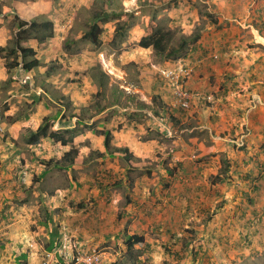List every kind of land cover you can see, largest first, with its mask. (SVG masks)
Wrapping results in <instances>:
<instances>
[{
  "label": "crops",
  "instance_id": "0c3cea01",
  "mask_svg": "<svg viewBox=\"0 0 264 264\" xmlns=\"http://www.w3.org/2000/svg\"><path fill=\"white\" fill-rule=\"evenodd\" d=\"M2 1L0 47L7 45L11 31L17 32L15 18L30 22L52 9L50 0ZM200 2L207 3L206 16L216 17L201 29L196 7L172 12L177 16L170 24L191 29L188 36L195 30L198 39L188 44L183 58L156 64L192 66L186 89L197 96L187 110L175 104L153 70L144 69L134 80L122 74L132 81L125 80V90L136 94L142 106H116L118 118L99 122L70 145L49 138L28 143L27 129L36 131L43 118L56 123L54 131L76 126L81 101L74 88L55 81L61 96L72 94L76 108L71 118L64 114L68 104L56 103L41 88L51 103L31 97L30 113L18 112L8 124L0 116V127L8 126V134L0 136V264H40L44 252H55L66 240L84 251H102L106 264H196L194 240L212 262L264 247L258 241L264 231V0ZM159 18L152 25H159ZM132 27L122 47L133 36L139 42L145 35L142 23ZM56 35L54 28L50 40L57 41ZM35 45L43 44L28 41L36 52ZM146 51L137 47L125 61L141 63L138 53ZM39 64L38 73L52 74ZM92 66L98 67L96 62ZM7 74L0 57V97L9 95L0 112L12 117L18 105L14 99L21 102L27 94L13 93V82H4ZM88 89L91 94L101 90L92 82ZM109 109L85 122L95 124ZM97 130L110 131L109 152ZM131 236L142 237L143 244L128 249ZM197 263L203 260L198 257ZM56 264L73 262L57 256Z\"/></svg>",
  "mask_w": 264,
  "mask_h": 264
},
{
  "label": "rangeland",
  "instance_id": "374dc122",
  "mask_svg": "<svg viewBox=\"0 0 264 264\" xmlns=\"http://www.w3.org/2000/svg\"><path fill=\"white\" fill-rule=\"evenodd\" d=\"M197 1L198 0H137L136 4L135 0H50L52 9L49 11L48 15H39L36 19H46L52 21L54 28L56 29V37L58 40H49L40 46L35 45L37 49L35 52V58H38L37 60L41 62L42 67L50 70L52 74L38 73V70H40L38 67L40 66L29 71L32 73V71L35 70L37 74H25L26 72L20 67V65L11 70L6 68L8 79L4 82L8 83L7 85L13 82L14 87H12V92L17 93V96H22L20 93H25L27 95H23L21 97V102H17V100H19L18 98L14 99V104L18 105L16 106L17 108L13 109L11 112L13 114L12 117L10 115L3 114V111H1V120L8 124L9 121L14 118L16 114H18V112L20 113L23 111L24 113H30V106L34 105V102L30 100L31 97H33L34 100L35 98L39 99L40 97L44 99L45 103H51L50 100H47V96L44 92L42 93L38 91L39 88L43 91L46 90L51 93L50 96L53 97V100L56 103H59L62 106L67 103L68 110L64 114L66 117L71 118L73 114L72 109L76 108L73 106V101L70 100L72 94L68 96H61L59 92L61 89H54L55 81L58 85L63 84L62 88L64 87V89L74 88V92L76 91L75 97L78 95V92L80 93L79 98L81 102L79 103L80 106L78 108L80 109V120L83 122H88V120H90L94 115V112L95 114H99V110L101 108H110L107 114L105 113V115L101 116L100 119L96 120L93 127L98 126L99 122H103L104 120H111L113 117L115 119L118 118L120 113H118L116 106L121 108L122 106L125 107L129 103L133 107H141L142 104H140V101L138 102L136 100V94L125 90L124 87L127 85V82L132 81L125 77L126 82L122 74L126 72V74L134 80L137 74H142V72L145 71L144 69L150 71L153 70L155 72L153 73L161 79V85L164 84L167 88H169L158 72L159 68L167 67H162L163 63H160V66H156L159 61L161 62V59L155 56L152 49H147V51L145 53L143 52L142 55L138 53V56H140L143 60L141 63L125 61L127 53L128 55H133L134 51L137 50V47H139L138 42L133 41V38L138 39V36H133L132 41L129 44L125 42V47H122L121 43L118 41L114 43L112 39L114 36L116 22L124 21L126 23H133L134 25L142 23V27L144 26V28H142L144 30V34L148 35L152 28L155 27L151 24L152 19H155L156 22V18L160 15L161 18H159V25L163 27V29L173 32L174 40L171 41V44L172 46H175V48H178L179 41H184V39H182L184 37L187 39V37H189L187 34L191 29L187 31L182 27L181 23L170 24V20L173 22V17L176 18L177 16L172 15V12H175V10L178 9L182 11L187 10L189 12V9H187L188 7H196L200 20V25L198 27H201V29L204 27L205 23H211L210 20L213 21L212 18L216 17L213 16L209 18L206 16L207 3L200 2L197 4ZM0 2L4 1L0 0ZM136 5H138V7H136ZM173 6L175 9L171 8ZM161 8L167 9L162 12V10H160ZM105 11L111 14H120L121 17L117 20L115 19L116 21H97V24L103 31L100 36V45L96 47L87 40H83L82 36L89 29V26L93 21V16ZM178 14L181 15V13ZM146 20H148L147 25ZM14 23L16 24V20H14ZM132 28L133 27L127 28L124 31V35L127 36V40L130 39ZM201 29L199 28L197 30L200 31ZM194 31L192 32V35H194ZM13 35V31H11V36L8 42L9 44L11 43ZM64 44H67L65 49ZM183 53V50L178 51L180 58L184 57ZM103 60L108 65L112 66L116 72L111 70V73H109L105 68L108 67V65L105 62H103V65ZM95 62L98 67H91V64ZM152 65H155L156 69H152ZM98 68H100L101 72L103 71L104 74L108 75L109 79L105 83L104 89L91 94L88 88L91 82H98V76L94 71H98ZM60 72L63 74H57ZM114 72L115 74H113ZM28 75H32L30 76V80L29 77H26ZM58 75H61V77L56 78ZM13 77L16 79H13ZM47 78L49 83L46 82ZM5 91L7 92L8 88H6ZM8 96V94H4L0 97V109L4 108V104L8 103V101H6V103L3 102V98H7ZM154 104H157L159 108L163 106V103L161 104L158 100H155ZM159 118H161V116H159ZM136 119L140 118L137 117ZM48 123L51 125L52 130L56 128V123L53 124L50 120H48ZM4 129H8V126ZM4 129L0 127V136L2 135L5 137L8 134V131ZM27 131L32 130L27 129ZM261 221L264 222V217ZM259 234L258 241L261 239L264 241V231L263 235L261 232ZM198 242L199 241L194 240V246L192 249V251L197 252L198 255H196L197 258L195 259L192 253V259L194 262L196 261V264H200L197 263L198 257H200L201 261L203 260V264H264L263 246L259 250L256 246L254 254H250L248 256L242 254H226L223 257L219 256L218 259H213L212 262L211 259L213 257H209L208 253H206L203 249L198 250ZM178 264H180V262Z\"/></svg>",
  "mask_w": 264,
  "mask_h": 264
},
{
  "label": "trees",
  "instance_id": "16d2710c",
  "mask_svg": "<svg viewBox=\"0 0 264 264\" xmlns=\"http://www.w3.org/2000/svg\"><path fill=\"white\" fill-rule=\"evenodd\" d=\"M120 14H111L109 12H101L93 16V21L89 26L87 32L82 36L83 40H87L94 46L100 45V36L102 34V28L97 24V21L107 22L110 20H117L120 18ZM209 17V15H208ZM17 32L14 33L11 43H7L6 46L0 47V57L5 59V67L8 70L14 69L20 65V67L25 71L29 72L32 69L39 66V61L35 58V51L33 48L28 46V41L34 40L38 44H44L54 37V25L53 22L46 19H34L30 22H26L15 18ZM115 20V21H116ZM155 19H152L154 22ZM133 23H126L124 21H117L114 30V36L112 41L116 43L122 42L124 39V31L127 28L132 27ZM174 34L171 31L163 29L160 25L152 28L151 32L148 35L141 37L138 42V46L144 49H152L155 56L161 59V62L167 60H177L180 58L178 55L179 50L185 51L188 44L194 43L198 39V35H190L189 37H184V41H179L178 48L172 46L171 41ZM67 44H64V49ZM96 74L98 76V82H95L100 89H104V85L107 82L108 75L103 74L100 71ZM155 98L152 99V102L155 103ZM144 106V105H143ZM101 108L99 111L103 110ZM94 126V123L91 125L85 124L81 120L76 121V126L72 129L54 131L51 129V125L48 123V119L44 118L40 126L36 131H28V143L35 144L40 139L49 138L54 142H58L63 146L70 145L73 142V137L84 132L85 130H91ZM98 134L102 135L104 138V147L106 152L110 150V141L111 133L109 130H100L97 131ZM116 150V149H115ZM76 154V152L74 153ZM69 156L73 155V150L68 154ZM143 238L140 236H131L126 240V245L128 249H132L135 245H142Z\"/></svg>",
  "mask_w": 264,
  "mask_h": 264
},
{
  "label": "built area",
  "instance_id": "2783aa9c",
  "mask_svg": "<svg viewBox=\"0 0 264 264\" xmlns=\"http://www.w3.org/2000/svg\"><path fill=\"white\" fill-rule=\"evenodd\" d=\"M158 72L171 90L175 104L187 110L193 97L197 95L186 89V82L192 73V66L180 61L167 68H159ZM210 99L207 97V100ZM57 256L61 259L70 257L73 264H106L102 251L92 248L89 251L78 249L75 242L63 241L54 251L44 252L40 264H56Z\"/></svg>",
  "mask_w": 264,
  "mask_h": 264
}]
</instances>
